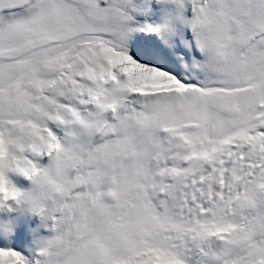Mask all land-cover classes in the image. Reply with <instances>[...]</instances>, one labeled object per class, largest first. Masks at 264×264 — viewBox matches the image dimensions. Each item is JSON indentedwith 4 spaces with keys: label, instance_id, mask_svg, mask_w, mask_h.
I'll return each mask as SVG.
<instances>
[{
    "label": "snow or ice",
    "instance_id": "snow-or-ice-1",
    "mask_svg": "<svg viewBox=\"0 0 264 264\" xmlns=\"http://www.w3.org/2000/svg\"><path fill=\"white\" fill-rule=\"evenodd\" d=\"M21 199L53 222L35 264H264V0H0Z\"/></svg>",
    "mask_w": 264,
    "mask_h": 264
},
{
    "label": "rangeland",
    "instance_id": "rangeland-1",
    "mask_svg": "<svg viewBox=\"0 0 264 264\" xmlns=\"http://www.w3.org/2000/svg\"><path fill=\"white\" fill-rule=\"evenodd\" d=\"M39 162L47 163V157ZM7 175L22 191L31 187V181L22 174L9 171ZM10 204L11 207H0V244L18 246V250L29 258V264H35L43 241L55 234L51 228L53 222L34 211L26 202Z\"/></svg>",
    "mask_w": 264,
    "mask_h": 264
},
{
    "label": "clouds",
    "instance_id": "clouds-1",
    "mask_svg": "<svg viewBox=\"0 0 264 264\" xmlns=\"http://www.w3.org/2000/svg\"><path fill=\"white\" fill-rule=\"evenodd\" d=\"M21 202H23V200H22V199H21V200H20V202H18L17 204H19V203H21Z\"/></svg>",
    "mask_w": 264,
    "mask_h": 264
}]
</instances>
